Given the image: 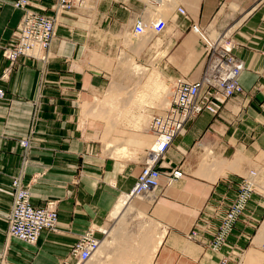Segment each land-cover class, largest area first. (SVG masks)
I'll list each match as a JSON object with an SVG mask.
<instances>
[{"label": "crops", "instance_id": "0c3cea01", "mask_svg": "<svg viewBox=\"0 0 264 264\" xmlns=\"http://www.w3.org/2000/svg\"><path fill=\"white\" fill-rule=\"evenodd\" d=\"M56 1L38 0L35 9L53 15ZM13 2L0 0V85L6 91L0 101V264H62L91 226L121 235L111 216L119 198L133 189L144 157L112 156L131 154L135 146L129 143L112 145L108 155L92 139V127H82L83 105L99 99L126 64L127 72L135 73L137 53L145 50L146 62L159 56L155 65L167 81H196L204 71L206 43L221 36L245 64L239 76L244 92L217 114L203 112L190 120L168 150L163 165L184 174L170 185L161 178L152 215L165 234L154 257L144 262L143 253L124 243H114L110 252L123 264L135 254L142 264H220L223 258L224 264H252L264 243L255 241L264 222V0H173L168 13L154 6L156 0H89L58 16L47 61L22 57L10 70L3 51L15 40L23 17ZM179 7L185 15L178 14ZM157 15L167 18L168 26L176 17V27L155 34L162 37L160 46L150 41L143 47L147 36L135 34L136 23H149ZM193 25L202 27L205 37ZM26 138L30 149L24 156L21 141ZM250 169L261 171L257 192L228 244L216 253L209 248L215 232L209 221L221 214L218 207L235 196ZM15 178L23 180L34 206L58 209L57 232L43 231L35 245L8 234ZM198 224L199 237L188 241ZM261 260L256 264H264Z\"/></svg>", "mask_w": 264, "mask_h": 264}, {"label": "built area", "instance_id": "2783aa9c", "mask_svg": "<svg viewBox=\"0 0 264 264\" xmlns=\"http://www.w3.org/2000/svg\"><path fill=\"white\" fill-rule=\"evenodd\" d=\"M38 0H14L13 6L23 11L21 23L16 31L15 40L4 49L3 56L10 64V70L22 57L47 61L50 50L57 36L58 16L64 11H72L85 5L89 0H57L55 13L46 15L37 9ZM154 5H160L155 2ZM179 15H185L183 7L177 9ZM168 26V19L157 15L151 22L138 20L134 28L136 35L162 33ZM196 33L204 35V30L193 25ZM201 30V31H200ZM205 37V36H203ZM245 64L234 53V45L225 36L206 43V58L202 76L192 81L179 77L173 82L172 99L160 114L153 115L148 123L147 131L153 138V144L147 149L142 169L129 197H158L161 178L165 177L168 184L183 177L184 172L177 168L163 165L168 150L175 139L183 134L187 123L203 112L217 114L223 105L233 96L243 93L239 76ZM6 96L5 89L0 85V101ZM24 156L30 149V140L21 141ZM160 166L165 169L162 170ZM259 169H250L238 182L235 196L218 207L220 215L210 220L215 232L209 248L219 253L228 244L230 235L236 224L241 221L248 209L253 195L259 186ZM13 207L8 220V234L26 243L37 244L43 231L57 232L59 214L54 205L36 207L31 202L29 189L24 186L21 178L12 182ZM199 224L187 235L191 241L199 237ZM107 228L91 226L81 234L73 245L67 260L62 264H86L100 248L102 240L107 236ZM100 233L102 238L96 234ZM223 258L220 264H224Z\"/></svg>", "mask_w": 264, "mask_h": 264}, {"label": "rangeland", "instance_id": "374dc122", "mask_svg": "<svg viewBox=\"0 0 264 264\" xmlns=\"http://www.w3.org/2000/svg\"><path fill=\"white\" fill-rule=\"evenodd\" d=\"M175 1L178 2L179 0ZM167 2L168 1H166L165 4ZM169 3L172 4L171 1ZM163 5L161 7L162 11L168 13L170 11V7ZM167 7L169 9H167ZM173 22L175 25L170 26L169 24L167 31H171V28L175 29L176 17H173ZM190 28L192 29V26ZM200 28L203 29L202 27ZM153 34L148 32L146 34L147 38L144 39L141 46H147L150 41L153 42V47L160 46L162 37ZM197 34L202 37L204 36L201 35V33ZM209 34L212 36H209L212 39L217 37L216 32H209ZM144 52L146 53V50ZM144 52H138V59L135 61L137 62L136 65L144 67L146 70L144 72L146 73L141 72V74H139L138 71H136L135 66V73H129L127 72V69H125L127 64L124 68L122 66V73L114 74L109 87L110 89L108 88L104 93H102L101 96L98 97L99 99L89 100V102H87L89 104L83 105V115L81 119L82 127L85 126V129H87L88 126L92 127V130L90 129L89 131L95 134L92 139L98 141V143H100L106 150L108 155H111L110 148L112 145L129 143V148L130 146H135L132 147L134 149L133 151L132 149L130 150V152H132L131 154L112 155L122 159H131L134 161H141L146 155L147 148L149 149L152 145L153 138L147 132L149 120L153 115L160 114L162 110L167 107L168 103H170L172 96L169 91L170 88L173 90L174 82L167 81L164 75L161 76V74H159L160 81L162 83L164 82L166 87H164L165 89H160L159 92L161 93H150L151 89L147 87L146 81L152 73L158 74L157 72H160L155 65L159 56L151 55L149 61L146 62L145 59L147 58ZM127 101L129 102L125 105ZM84 109H92V111H89L86 114ZM130 114L139 115L131 118V116H129ZM127 116L130 117L128 118L131 121L127 120ZM140 116L141 121L138 120L139 123L136 124L135 121L133 122L134 119H137ZM133 137H138L141 141L132 139ZM131 139L134 140V142L130 143ZM219 164L220 163L217 162L216 166L218 167ZM157 195L159 196L158 193ZM133 203L134 204L132 205L136 206L134 207L138 209L139 213L142 214V217L140 214H136L135 212L118 223L121 235L117 237L118 233L114 230V235L112 232L110 236H114L113 241L111 243H107L110 240V237L107 238L104 241L103 246H101V248H99V250L95 253V256L86 264H123L122 259L120 260L115 254L110 252V248L113 247L114 243H116V246L124 243L123 247L136 248L138 250V254L139 252L143 253L142 259L144 262H148L147 260L149 256L152 257L153 244L157 241V234L163 228L152 215V207L156 202L151 203L150 201L144 202L140 199H133ZM111 218L114 219L113 216H111ZM187 240L190 241L189 239ZM262 246L263 248L259 252H255L256 254L253 256L255 258L252 260V264L260 263L262 261L261 259H264V243ZM138 254L129 256L128 259L130 264H142V260ZM145 258L147 259L144 260ZM244 260H246L247 263V254L244 257Z\"/></svg>", "mask_w": 264, "mask_h": 264}, {"label": "bare ground", "instance_id": "6f19581e", "mask_svg": "<svg viewBox=\"0 0 264 264\" xmlns=\"http://www.w3.org/2000/svg\"><path fill=\"white\" fill-rule=\"evenodd\" d=\"M157 2H159L161 5H167L168 7H169V2L171 1V2H173V0H169V2L168 3H166L165 4V2L167 1V0H156ZM149 2V1H148ZM153 5V4H152ZM155 6V5H154ZM158 6H160V5H158ZM156 7H157V5H156ZM167 7V9H169ZM171 7H173V6H170V9H171ZM166 8V7H165ZM151 14H149V16H150ZM201 31V30H200ZM135 69H136V71H138V73L139 74H141V72L142 73H146V72H144V71H146L145 69H144V67H141L140 65H135ZM158 74H156V73H152L151 74V76H149L148 77V80L146 81V84H147V87L149 88V89H151V91H150V93H152V92H154V94H155V92L156 93H161V92H159L160 91V89H165L164 87H166V85L164 84V82L162 83L161 81H160V76H159V74H161V73H159V72H157ZM148 74V73H147ZM146 74V75H147ZM147 77V76H146ZM145 84V85H146ZM113 86V85H112ZM117 86V85H116ZM114 88V87H113ZM117 88V87H116ZM110 89V88H109ZM148 89V90H149ZM114 90V89H113ZM116 90V89H115ZM163 92V91H162ZM170 95L172 94V89L170 88ZM157 95V94H156ZM131 96V95H130ZM155 96V95H154ZM129 97V96H128ZM130 98V97H129ZM130 100V99H129ZM129 101H127L126 103H125V105L128 103ZM141 103V102H140ZM166 104V103H165ZM164 104V105H165ZM163 106V105H162ZM89 111H92V109H89L88 110V112ZM142 116V115H141ZM141 116L139 117V118H137V119H134L133 120V122L135 121L136 122V124L137 123H139L138 122V120H140L141 121ZM135 124V125H136ZM153 144V143H152ZM152 147V145L150 146V148ZM149 148V149H150ZM148 149V148H147ZM217 163V162H216ZM157 196H155V194H150L148 197H129V196H127V195H122L120 198H119V202L117 203V205H116V207H115V209L113 210V213H112V215H113V217H114V219H115V221H117V223H120L122 220H124L126 217H128L130 214H133V213H135L136 212V214L138 213V214H140L139 213V211H138V209L137 208H135L131 203H132V200L133 199H140V200H143V201H150L151 203L152 202H155L156 200H157ZM138 212H137V211ZM142 213V212H141ZM141 215V217H142V214H140ZM138 216V215H137ZM113 230V229H112ZM112 232H113V235H114V230L113 231H111L110 232V234L108 235V231H107V236H108V238L111 236V234H112ZM164 234H165V232H164V230H161L158 234H157V241L153 244V250H152V257H154V255H155V253H156V251H157V248H158V246H159V244L161 243V241H162V239H163V237H164ZM259 237H260V239H259V237H256L255 238V241L256 242H258L259 240H263L264 239V222L262 223V225H261V227L259 228ZM106 236V237H107ZM106 237L104 238V239H106ZM103 239V240H104ZM113 239H114V236L113 237H110V240L107 242V243H111L112 241H113ZM102 240V243H101V245H100V248H101V246H103V243H104V241ZM99 250V249H98ZM97 250V251H98ZM96 251V252H97ZM95 252V253H96ZM95 253H94V255L92 256V258L95 256ZM151 257V258H152ZM91 258V259H92Z\"/></svg>", "mask_w": 264, "mask_h": 264}]
</instances>
